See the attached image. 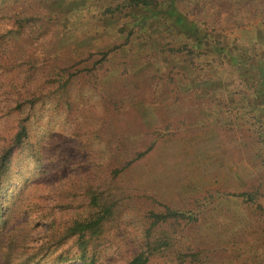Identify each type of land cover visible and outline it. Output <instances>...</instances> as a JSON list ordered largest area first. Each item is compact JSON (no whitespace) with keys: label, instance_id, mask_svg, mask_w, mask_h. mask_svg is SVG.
Masks as SVG:
<instances>
[{"label":"trees","instance_id":"16d2710c","mask_svg":"<svg viewBox=\"0 0 264 264\" xmlns=\"http://www.w3.org/2000/svg\"><path fill=\"white\" fill-rule=\"evenodd\" d=\"M218 2L0 0V113L19 116L9 135H0V264H264V226L255 229L264 221V20L237 37L233 12L225 21L206 18L212 7L226 9ZM79 7L88 25L79 37L94 49L75 71L61 60L41 71L45 58L37 55L45 45L35 33L56 37L57 20ZM100 39L108 43L95 50ZM113 51L122 57L114 61ZM112 68L125 76L121 82ZM36 81L43 92L34 89ZM76 81L94 89L105 84L115 113L143 108L149 99L175 107L174 132L212 121L225 133L241 134L242 149L258 162V183L207 190L183 206L140 193L123 175L171 133L172 121L149 131L150 142L132 157L123 161L121 152L113 153L116 166H96L92 138L86 142L74 133L54 141L33 125L50 104L55 111L80 105L72 102ZM218 199L251 211L239 229L221 232L229 263L220 249L193 239L201 216Z\"/></svg>","mask_w":264,"mask_h":264},{"label":"rangeland","instance_id":"374dc122","mask_svg":"<svg viewBox=\"0 0 264 264\" xmlns=\"http://www.w3.org/2000/svg\"><path fill=\"white\" fill-rule=\"evenodd\" d=\"M214 1H220V5L226 9L217 13L215 12L218 11L217 7L216 9L212 7L209 9L210 12H206V18L222 20L227 15V20L232 17L231 12H233L231 19L233 21L230 22L238 25L232 30L237 37H241L251 25L264 20V0ZM70 12L57 20L58 25L55 24L52 29L56 37L47 32L35 33L36 37L40 34L39 36L42 37L40 39L45 45L42 53L37 55L45 58V62L39 63L41 71H48L45 67L60 63L59 60L62 61L61 64L71 66V71H75L83 66L77 63L94 49L90 46L92 41L81 40L84 30L88 29L87 20L84 18L85 12L80 7L78 13L74 9H70ZM107 43L104 39L95 41V50L105 49ZM55 49L56 51H53ZM50 52L54 53L52 57L49 55ZM111 55L114 61L122 57L117 51H113ZM113 74L116 82L118 78L121 82L125 77L120 71L112 68ZM79 83L77 81L72 83L76 100L72 102L80 105L77 104L71 111L67 110L66 105L65 111L63 108L55 111L52 109L54 106L50 104L49 108L53 111L47 108L39 112L33 120V125L40 134L52 137L54 141L63 142L68 137L73 139L76 136L74 133H78L77 138L86 142L92 138L95 151L99 152L95 159L96 166L103 168L108 164L116 166L119 162L111 159L113 153L118 155L121 152L123 161L132 157L135 150L145 148L150 142L152 135L149 131L156 127H161L162 130L164 124L172 121L174 127L171 133L162 138L156 149L145 159L127 169L123 175L125 182L138 188L140 193L152 194L162 201L183 206L189 204L191 199L203 196L207 190H246L258 183V173H261L256 172L254 166L258 162L255 164L251 161L253 159L251 155L242 149V144L239 143L241 134L230 135L228 132L227 134L215 124L217 122L212 121L209 127L196 131L185 129L180 133L174 132L175 128L178 131L175 124L177 118L175 113L178 112L175 107L167 108L163 105L164 102L159 100L157 104V99H149L146 104H141L143 108L135 106L130 112L119 114L112 112L110 101L108 103L111 91L105 88V84L102 82L96 84L97 88L94 89L91 83L86 85L82 84V81ZM41 84L40 81H36L34 89H41ZM41 91L43 92L44 89L42 88ZM4 112L0 113V117L3 118L0 135L7 136L14 127V120H18L19 116L9 119L12 117L8 113L9 118L6 119ZM56 113L61 114V118L50 116ZM104 135H108L109 138ZM114 136L121 141L110 139ZM53 166L54 173L57 168L62 167V164L59 162ZM250 212V209L239 201L229 202L227 199H218L214 205L206 209L199 224L195 226L193 238L195 243L218 248L223 252L221 248L227 237L221 232L232 231L234 227L239 229L237 226L250 218ZM262 225L264 226V221H260L255 229L261 228ZM223 255L227 256V263L232 260L226 252H223ZM218 259L223 262V256H219Z\"/></svg>","mask_w":264,"mask_h":264}]
</instances>
